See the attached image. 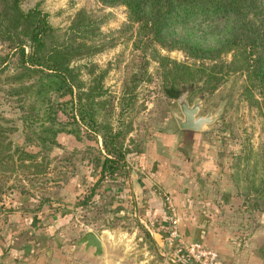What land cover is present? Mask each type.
Returning a JSON list of instances; mask_svg holds the SVG:
<instances>
[{
	"label": "rangeland",
	"instance_id": "obj_1",
	"mask_svg": "<svg viewBox=\"0 0 264 264\" xmlns=\"http://www.w3.org/2000/svg\"><path fill=\"white\" fill-rule=\"evenodd\" d=\"M35 4L46 13L48 23L54 29V39L60 40L71 24L87 22L90 34L76 38L78 43L90 46L89 55L75 60L79 77L83 88L85 83L92 82V78H100L103 102L95 118L98 124L108 125L123 134L122 144L128 152L125 153L122 174L103 178L92 188L98 177L94 158L102 147L101 130L91 132L80 126L79 138L61 132L56 135L54 145L42 147L35 145L36 141L25 145L26 128L21 116L26 103L10 96L8 83L2 81L1 123L14 143L37 154L32 162L35 169L17 168L4 176L1 185L5 191L0 196V203L9 201L7 193L10 191L19 196L29 215L40 210L39 219L44 220L48 215L51 221L55 218H51L52 215L65 212L67 215L63 217L59 232L61 237L69 240L76 227L87 226L99 233L113 227L123 228L131 232L129 263L170 264L172 262L166 258L173 257L168 255L170 248L163 244L160 247L163 255L159 256L155 242L143 227L140 228L137 219L140 205L126 198L131 191L125 183L127 171L137 160L135 156L146 147L159 145L162 154H169L166 160L175 166L182 159L184 163L188 161L190 145H207L213 167H206L200 177L211 184L201 194L219 197L224 193L222 191L229 192L227 208L233 212L229 218L234 228L236 226L237 234V238L232 237L233 245H236V264H264V104L260 103L259 109L244 96L243 75L236 72L226 74L210 90L198 82L175 84L178 91L192 87L188 93L189 103L195 97L201 98L202 108L198 114L220 109L207 131L180 130L172 116L178 113L175 98L165 94V85L151 53L140 45L134 46L135 26L127 21L123 6H106L96 0H22L20 6L25 10ZM159 52L169 59L187 61L180 51ZM5 53V45L0 42V57ZM230 58V53L222 56L224 61ZM57 117L64 119L58 111ZM175 156L180 162L175 163ZM221 181L226 182L224 189L219 186ZM90 189L96 193V200L83 206L76 204L88 195ZM129 208L135 215L125 212L114 215ZM144 249L152 256L149 257ZM144 258L145 261H141Z\"/></svg>",
	"mask_w": 264,
	"mask_h": 264
},
{
	"label": "trees",
	"instance_id": "obj_2",
	"mask_svg": "<svg viewBox=\"0 0 264 264\" xmlns=\"http://www.w3.org/2000/svg\"><path fill=\"white\" fill-rule=\"evenodd\" d=\"M21 1L0 0V42L6 48L0 57V82L8 83L10 96L26 103L21 116L26 128L25 145L33 141L42 147L54 145L61 132L79 138L80 126L91 132L101 130L102 147L94 158L98 177L93 188L103 178L122 174L128 150L119 130L100 125L95 118L103 102L100 78H92L83 88L79 77L75 60L89 55L90 46L78 43L76 38L89 35L91 30L86 21H79L71 24L60 40L54 39L46 13L37 4L24 10ZM96 1L125 8L127 21L135 26L134 46L140 45L151 53L169 97L175 98L179 93L175 84L198 82L210 90L226 74L236 72L244 77V96L259 109V104H264V0ZM159 50L180 51L187 61L169 59ZM229 53L230 60L224 61L222 56ZM57 111L63 120L57 117ZM6 130L0 118V196L5 191L1 185L4 176L17 168L35 169L32 162L37 154L14 143ZM95 196L90 189L76 204H91ZM66 215L57 214L49 233L63 225ZM164 215L169 222L166 211ZM164 234L167 235V228ZM167 240L176 264H188L176 242Z\"/></svg>",
	"mask_w": 264,
	"mask_h": 264
},
{
	"label": "crops",
	"instance_id": "obj_3",
	"mask_svg": "<svg viewBox=\"0 0 264 264\" xmlns=\"http://www.w3.org/2000/svg\"><path fill=\"white\" fill-rule=\"evenodd\" d=\"M194 137L196 139L195 134ZM197 144L189 146L191 149L188 161L184 163L182 159L175 166L166 160L169 154H162L159 145L143 149L135 156L137 160L133 161L127 171L125 183L131 187V191L125 189L130 191L126 198L130 199L129 202L134 201L140 205L137 216L140 228L143 227L155 242L159 256L163 255L160 253L163 244L170 248L168 255L173 256L170 243L165 241L169 230L167 237L164 236L165 228L169 229V225L164 219L165 210L161 198L168 197L178 212L177 236L172 240L180 238L186 243L200 242L216 251L218 264H236V245H233L232 237L237 238V234L236 226L234 228L229 218L233 212L227 208L229 192L222 191L224 193H220L219 197H204L201 194L211 183L200 176L206 167L213 166L210 154L207 153V145L199 147ZM175 158V163L180 162L179 157ZM225 185V181L219 183L222 188ZM18 197L9 191V201L0 203V264H131L130 231L128 233L123 228L113 227L99 233L87 226L76 227L75 234L69 240L60 236L62 226L49 233L53 219L50 221L48 215L44 220L39 219L40 210L29 215ZM124 212L135 215L130 208L121 209L114 215ZM56 216L54 214L51 218ZM85 230H91L100 239L102 254L99 257L92 256V248L85 251L83 245H74L73 241ZM144 251L149 257L152 256L147 250ZM141 261H145V258Z\"/></svg>",
	"mask_w": 264,
	"mask_h": 264
},
{
	"label": "water",
	"instance_id": "obj_4",
	"mask_svg": "<svg viewBox=\"0 0 264 264\" xmlns=\"http://www.w3.org/2000/svg\"><path fill=\"white\" fill-rule=\"evenodd\" d=\"M188 92L181 93L176 98L178 113H173V119L176 126L180 130H188L196 133H202L209 129V125L217 118L220 109H216L213 113L207 111L205 114H198L202 108V100L195 97L191 104L186 102ZM74 245H83V249L87 251L93 249L92 256L99 257L102 254V244L100 239L91 230L81 232L80 236L73 241Z\"/></svg>",
	"mask_w": 264,
	"mask_h": 264
},
{
	"label": "built area",
	"instance_id": "obj_5",
	"mask_svg": "<svg viewBox=\"0 0 264 264\" xmlns=\"http://www.w3.org/2000/svg\"><path fill=\"white\" fill-rule=\"evenodd\" d=\"M164 208L169 216L170 220L168 222L169 230L168 239L175 238L177 236L176 230V216L178 212L174 204L170 201L168 197H164ZM176 244L182 250L185 258L189 260L188 264H218L216 251L208 246L203 245L200 242L192 241L189 243L184 242L180 238H176ZM172 263L176 264L174 257L169 259Z\"/></svg>",
	"mask_w": 264,
	"mask_h": 264
},
{
	"label": "flooded vegetation",
	"instance_id": "obj_6",
	"mask_svg": "<svg viewBox=\"0 0 264 264\" xmlns=\"http://www.w3.org/2000/svg\"><path fill=\"white\" fill-rule=\"evenodd\" d=\"M191 89H192V87L190 86V87H188V88H184V89H182V90H180L179 91V93H178V95L175 97V101H176V98L181 94V93H183V92H185V91H187L188 93L191 91ZM187 95H189V94H187ZM186 102L188 103V104H191V102L189 103V100H188V96L186 97Z\"/></svg>",
	"mask_w": 264,
	"mask_h": 264
}]
</instances>
